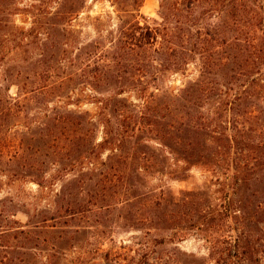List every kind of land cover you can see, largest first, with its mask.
I'll use <instances>...</instances> for the list:
<instances>
[{"label":"rangeland","instance_id":"rangeland-1","mask_svg":"<svg viewBox=\"0 0 264 264\" xmlns=\"http://www.w3.org/2000/svg\"><path fill=\"white\" fill-rule=\"evenodd\" d=\"M133 1L0 0V264H264V222L245 203L264 195V0H250L255 12L237 11L236 18L227 8L221 17L203 14L200 4L194 23L216 31L209 52L198 51L183 71L159 81L170 95L198 79L248 90L256 81L247 104L226 106L220 119L212 113L216 104H205L203 111H211L226 132V156L216 155L219 162L186 166L146 131L150 149L125 155L132 182L108 191L98 180L100 159L106 161L109 150L78 164L51 154L50 117L56 111L88 112L101 140L100 108L83 98L109 92H85L80 78L69 83L70 60L75 48L110 37L120 23L118 7ZM161 4L141 1L142 25L163 23ZM69 5L76 7L73 13L64 12ZM169 16L172 24L179 19ZM38 87L44 96L37 95ZM77 98L81 102L73 104ZM123 98L133 109H145L136 93ZM164 106L159 99L145 110L162 120ZM217 151L210 147L211 154ZM249 154L257 169L247 177ZM133 156L147 157L145 172Z\"/></svg>","mask_w":264,"mask_h":264},{"label":"trees","instance_id":"trees-1","mask_svg":"<svg viewBox=\"0 0 264 264\" xmlns=\"http://www.w3.org/2000/svg\"><path fill=\"white\" fill-rule=\"evenodd\" d=\"M141 1H133L129 7L120 5V23L110 33V37L99 36L87 45L75 48L77 52L70 60L72 72L67 77L69 83H75L80 78L85 92H109L108 97H96L86 92L88 95L83 98H90L100 108L98 120L103 128L101 140L96 138L97 123L88 112L69 111L61 114L56 111L50 117L51 144L48 147L53 157L81 163L91 161L98 152H112L106 161L100 159L104 169L99 174L98 183L106 184L108 191L112 188L122 189L132 182L135 174L130 171L125 155L131 150L137 153L150 149L149 141L142 137L146 131L156 133L158 139L176 152L186 166L202 164L209 167L219 162L220 157L216 155L226 156V132L221 124L208 115L211 111H203L205 104H216L212 113L220 119L226 112V106L232 109L247 104L251 91L256 87L255 80L249 83L248 90L226 85L210 86L198 79L187 84L177 94L170 95L159 81L167 73L183 71L195 59L198 51L203 55L209 52L207 44H210L216 31L205 23L201 27L194 23L193 12L200 4L204 3L207 10L203 14L221 17L223 13L226 14L227 8L232 18L237 17V11L243 14L255 12L257 4L250 3V0H162L161 8L166 10V17L164 15L163 23L153 26L148 23L142 25L139 20ZM74 9V5H69L64 8V12L73 13ZM170 14L179 18L175 24L170 23ZM53 47L56 53L57 46ZM261 47L264 48V39L261 40ZM59 88L52 87L51 91ZM72 88L74 93L76 88ZM127 92L136 93L146 104L145 109H149L150 103L162 99L167 115L161 120L156 115H147L145 109H133V104L123 98ZM36 93L40 97L44 96V87L36 88ZM81 100L77 98L73 104ZM214 144L219 147V151L211 154L210 147ZM254 150L253 146L248 149L253 154ZM133 158L140 164L138 170L145 172L148 167L143 164H147V157ZM256 169L257 160L249 154L243 167L246 176L252 175ZM244 183L249 185L247 179ZM108 184L110 187H107ZM132 190L134 197L139 198L138 191L134 187ZM101 193L102 198L106 192L102 190ZM263 196L245 200L247 207L262 218V222Z\"/></svg>","mask_w":264,"mask_h":264}]
</instances>
